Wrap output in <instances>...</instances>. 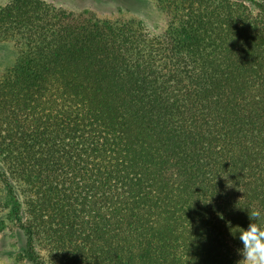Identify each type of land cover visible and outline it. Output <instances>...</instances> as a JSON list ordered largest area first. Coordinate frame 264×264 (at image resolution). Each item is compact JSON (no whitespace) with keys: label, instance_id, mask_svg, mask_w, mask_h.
Instances as JSON below:
<instances>
[{"label":"trees","instance_id":"1","mask_svg":"<svg viewBox=\"0 0 264 264\" xmlns=\"http://www.w3.org/2000/svg\"><path fill=\"white\" fill-rule=\"evenodd\" d=\"M168 27L0 9V180L33 264H239L264 219V1L168 0ZM235 234H234V233Z\"/></svg>","mask_w":264,"mask_h":264},{"label":"rangeland","instance_id":"2","mask_svg":"<svg viewBox=\"0 0 264 264\" xmlns=\"http://www.w3.org/2000/svg\"><path fill=\"white\" fill-rule=\"evenodd\" d=\"M10 0H0V9ZM50 4L76 14H95L101 19L142 21L153 34L168 27L170 16L164 8L168 0H46ZM248 2L249 0H244ZM262 1V0H260ZM264 1V0H263ZM19 55L14 40L0 42V75L11 68ZM6 187L0 180V264H33L21 256L26 246L23 230L11 221V208Z\"/></svg>","mask_w":264,"mask_h":264},{"label":"clouds","instance_id":"3","mask_svg":"<svg viewBox=\"0 0 264 264\" xmlns=\"http://www.w3.org/2000/svg\"><path fill=\"white\" fill-rule=\"evenodd\" d=\"M249 219L247 228L238 227L235 231L239 233L242 244L238 249L242 257L239 264H264V219L261 211H251Z\"/></svg>","mask_w":264,"mask_h":264}]
</instances>
